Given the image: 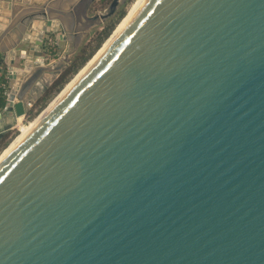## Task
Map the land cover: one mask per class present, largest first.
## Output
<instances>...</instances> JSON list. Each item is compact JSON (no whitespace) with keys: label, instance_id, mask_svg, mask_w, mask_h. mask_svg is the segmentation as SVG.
Masks as SVG:
<instances>
[{"label":"water","instance_id":"1","mask_svg":"<svg viewBox=\"0 0 264 264\" xmlns=\"http://www.w3.org/2000/svg\"><path fill=\"white\" fill-rule=\"evenodd\" d=\"M97 1L0 0V143ZM0 264H264V0H143L0 160Z\"/></svg>","mask_w":264,"mask_h":264},{"label":"rangeland","instance_id":"2","mask_svg":"<svg viewBox=\"0 0 264 264\" xmlns=\"http://www.w3.org/2000/svg\"><path fill=\"white\" fill-rule=\"evenodd\" d=\"M139 1L140 0H126V2L124 4H121L119 6V8L117 9L116 13L110 19H108L102 26L96 27V28L92 29L91 31H89L87 33V35L77 45V48H76L75 52L71 55L72 62L70 64V67L67 69V71L71 68V65L73 64V62H75L77 60V58H82V57L86 56V54L88 52H90L93 47L96 46V44L98 42V40H97L98 39V35L104 30V28L107 25H109L111 22L117 21V18L119 16L120 12H122V11L125 12L124 17L121 18L118 22H116V26L113 29L112 33L109 35V37L106 40H104V42L95 51V53L92 55V57L78 70V72L76 74H74L70 78V80L64 85V87L48 101L47 105L33 119H29L28 116H25L24 118L19 119L18 123L5 136V138L9 139L10 142L5 148H2L0 150V156L2 155L4 150L14 141V139H16L18 136H20L22 134L21 130H23V128L28 127L29 125H31V123H33L41 115V113L49 107V105L52 103V101L79 74V72L88 64V62H90V60L93 57H95V55L104 47L106 42L110 39V37L113 36V34L116 32V30L119 28V26L123 22V20L130 14V12L133 10V8L137 5V3ZM111 2H112V0H98L97 3L95 4L94 11H100V12L104 11L110 5ZM67 49H69V46L66 45V44H63L62 47L59 50H57L58 56H62L67 51ZM64 75H65V73H64ZM64 75H62L56 82H54L52 84L50 90L55 88V86H56V84L58 82H61V78ZM44 97H45V95L42 98H44ZM42 98L34 105V110H35V108L38 107V104L40 103ZM5 138L3 140H5Z\"/></svg>","mask_w":264,"mask_h":264},{"label":"trees","instance_id":"3","mask_svg":"<svg viewBox=\"0 0 264 264\" xmlns=\"http://www.w3.org/2000/svg\"><path fill=\"white\" fill-rule=\"evenodd\" d=\"M125 15V12H120L117 21L111 22L109 25H107L104 30L98 35V42L95 47L92 48L90 52L86 54V56L82 58H77L75 62L71 65V68L65 72V75L61 78V82H58L55 86V88L49 90L48 93L45 94V97L42 98L40 103L38 104V107L34 108L29 112L28 117L29 119H33L48 103V101L57 94L64 85L70 80V78L78 72V70L92 57V55L95 53V51L101 46V44L106 40L109 35L112 33L113 29L116 26V22H118L121 18H123ZM53 52L56 53L57 50L53 49ZM69 74V75H68ZM1 82V81H0ZM5 99V92L4 89L0 91V107L4 104ZM10 140L5 138L0 144V150L2 148H5L9 144Z\"/></svg>","mask_w":264,"mask_h":264},{"label":"bare ground","instance_id":"4","mask_svg":"<svg viewBox=\"0 0 264 264\" xmlns=\"http://www.w3.org/2000/svg\"><path fill=\"white\" fill-rule=\"evenodd\" d=\"M143 0H140L137 5L133 8V10L130 12V14L123 20L119 28L116 30V32L113 34L112 37L106 42L104 47L93 57L90 62L79 72V74L64 88V90L52 101V103L49 105V107L44 110L41 115L28 127L23 128L22 134L18 136L14 141L4 150L2 155L0 156V160L13 148V146L26 135V133L47 113L51 110V108L58 102V100L63 96V94L91 67L95 59L101 54V52L108 46V44L114 39V37L118 34V32L121 30V28L125 25V23L130 19V17L134 14V12L137 10V8L140 6Z\"/></svg>","mask_w":264,"mask_h":264},{"label":"crops","instance_id":"5","mask_svg":"<svg viewBox=\"0 0 264 264\" xmlns=\"http://www.w3.org/2000/svg\"><path fill=\"white\" fill-rule=\"evenodd\" d=\"M3 11H4V8L3 7H0V12L3 13ZM30 56H31V58L36 59V58H38V56H40V53H38V52H31ZM0 81H1L0 83L5 84V86H6V83H7L6 82V79L3 78V79H0ZM4 92H6V90Z\"/></svg>","mask_w":264,"mask_h":264},{"label":"built area","instance_id":"6","mask_svg":"<svg viewBox=\"0 0 264 264\" xmlns=\"http://www.w3.org/2000/svg\"><path fill=\"white\" fill-rule=\"evenodd\" d=\"M4 89L5 91V87H4V84L3 83H0V91ZM29 108H30V111L34 108V104L33 103H30L28 104ZM28 116V115H27Z\"/></svg>","mask_w":264,"mask_h":264},{"label":"flooded vegetation","instance_id":"7","mask_svg":"<svg viewBox=\"0 0 264 264\" xmlns=\"http://www.w3.org/2000/svg\"><path fill=\"white\" fill-rule=\"evenodd\" d=\"M75 27H84V21H81V22H79V23H77V21H76V25H75ZM3 141V140H2ZM1 141V142H2Z\"/></svg>","mask_w":264,"mask_h":264}]
</instances>
